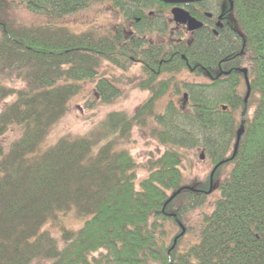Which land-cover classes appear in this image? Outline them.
<instances>
[{
    "label": "trees",
    "instance_id": "16d2710c",
    "mask_svg": "<svg viewBox=\"0 0 264 264\" xmlns=\"http://www.w3.org/2000/svg\"><path fill=\"white\" fill-rule=\"evenodd\" d=\"M95 1L0 0V136L19 129L10 143H0V264H264V0H220L233 18L216 36L202 28L171 34L168 23L160 33L159 13L170 5L158 0H109L127 24L116 30L74 31L60 22ZM185 7L199 18L197 4ZM16 8L45 21H20ZM167 34L176 40L163 41ZM104 61L123 70L139 66L136 87L150 96L131 115L111 110L92 135H64L44 146L82 82L94 81L101 103L120 93L115 79L98 73ZM241 68L250 92L233 155L246 94ZM182 71L208 80L177 79ZM179 83L187 105L169 101L155 112ZM146 117L158 125L151 136L166 148L137 183L136 163L117 138ZM196 145L214 165L221 162L212 189L220 166L232 167L195 241L181 248L182 215L212 191L210 174L184 183L181 148ZM69 212L83 220L78 228L59 224L55 236L43 228ZM169 220L177 232L167 243Z\"/></svg>",
    "mask_w": 264,
    "mask_h": 264
},
{
    "label": "rangeland",
    "instance_id": "374dc122",
    "mask_svg": "<svg viewBox=\"0 0 264 264\" xmlns=\"http://www.w3.org/2000/svg\"><path fill=\"white\" fill-rule=\"evenodd\" d=\"M169 12V11H168ZM13 16L18 20L24 22H44L45 18L42 16L34 15L22 8L13 10ZM48 21V19H46ZM60 22L68 25L74 31H84L91 28H98L100 31H107L115 29L119 26L127 27L124 18L121 14L113 8L109 0H98L90 4L88 7L78 10L72 14L63 17ZM173 34V33H171ZM156 41L161 38L158 34H153ZM163 37V41H175L176 38ZM132 66V67H131ZM123 70L117 66L104 61L98 73L100 76L105 75L111 79H115L116 86L120 93L109 103H101L97 98H94V81H84L81 83L80 93L75 95L69 103L68 111L59 119V121L51 128L44 141V146L51 145L64 135L67 136H81L92 135V130L99 126L101 120L112 110H123L126 114H133L135 110L150 96V90L141 89L136 87V81L142 76V71L139 66L132 65ZM168 76L163 75L160 79H166ZM183 79L186 82H207L204 76H198L192 73L182 71L177 76V79ZM132 79L134 81H132ZM15 85L21 86L19 81L14 82ZM181 84L178 88L174 85L170 86L169 90L160 98L155 105V112H161L169 101L174 102L178 106H186V101L182 100ZM240 93L241 91L238 90ZM7 99L6 102L10 101ZM5 105V102L0 103V110ZM183 108V107H182ZM253 109H249L248 116L252 114ZM241 113L237 110L236 116ZM145 125L135 124L126 138H117L118 147L128 150L136 163V180L137 183L145 178L149 173V166L155 158L159 157L166 146L159 143V140L153 136L152 129L158 126L155 124L151 117L145 118ZM19 135V129L16 126L8 128V130L0 136V143L8 144ZM5 147V146H4ZM5 151V150H4ZM183 154V161L181 170L184 175L185 184H194L197 181L204 180L213 169L214 164L206 156L203 146L196 145L188 148H181ZM200 154L203 158H200ZM229 154L227 153V156ZM225 161V160H223ZM231 164H224L220 166L218 173V180L215 182L212 191L206 197V203L190 210L182 215V224L186 232L180 238V247H188L196 239L197 230L204 213H209L213 208V202L218 198V184L224 176L230 171ZM181 203V201H180ZM83 220L79 218L76 213L69 212L66 214H59L55 219L49 220L44 229L50 231L51 235L59 232V224L70 228L76 229L82 224ZM164 228L168 231V241L170 243L172 237L177 232V226L170 220L163 223Z\"/></svg>",
    "mask_w": 264,
    "mask_h": 264
},
{
    "label": "flooded vegetation",
    "instance_id": "af4514ba",
    "mask_svg": "<svg viewBox=\"0 0 264 264\" xmlns=\"http://www.w3.org/2000/svg\"><path fill=\"white\" fill-rule=\"evenodd\" d=\"M219 2L221 3L220 0H203V1L197 2L195 4H197L198 8H199V11H198L199 12L198 13L199 18L192 15L197 20H200L202 22V26L200 28L205 29L206 31L212 33L215 36L218 35L219 32H221L224 29H226L227 27L231 26V24H232L231 19L233 18L232 13L227 12L225 5L222 3L220 4ZM188 4H194V3H188ZM172 7H173V5H170L168 8H164L159 13V18L161 19L160 23L162 24L159 26V29H160L159 32L165 33V29H166L165 23H168V28L170 27L169 31L171 33H174L175 31H180L182 34L191 33L189 30H187L185 24L176 23L173 20V18L171 17V14H170ZM181 7H183L184 9H186L189 12V10L185 7L184 4L181 5ZM230 8H231V6H230ZM152 14H153V12L151 10H149L145 16L149 17V16H152ZM136 19L137 20L134 19L133 22H135V21L139 22L141 17L137 16ZM164 27H165V29H163ZM225 60H228V59H225ZM221 72L226 73V71H223V70ZM244 83H245V79H244ZM174 86L178 88V85H174ZM182 94L183 95L181 97H182L183 101L184 100L186 101L187 94L184 92H182Z\"/></svg>",
    "mask_w": 264,
    "mask_h": 264
},
{
    "label": "water",
    "instance_id": "95a60500",
    "mask_svg": "<svg viewBox=\"0 0 264 264\" xmlns=\"http://www.w3.org/2000/svg\"><path fill=\"white\" fill-rule=\"evenodd\" d=\"M158 1L174 5V7L171 9V14H172L173 20L176 23L185 24L187 30L192 31V30H196L199 27H201L202 23L200 21H198L197 19H195L193 16H191L187 10H185L183 7L180 6V4L199 2L202 0H158ZM243 72L245 75V81L247 82V85H248V78L246 75V70L243 69ZM249 92H250V89L248 87L247 92H246L245 97H244V108H243V112H242V118H243L245 111L247 109V100H248ZM243 124H244V119L241 120V124H240V126L236 132V139H235V144H234L233 155L236 153V150H237V147L239 144V140H240L241 134L243 132ZM200 158H203L202 154H200ZM219 164H221V162L217 163L210 172V175H209L210 176V187L208 189V192L212 189L211 188L212 187V176H213V173L215 172V170L217 169V167L219 166ZM182 188H188V187L186 186V187H182ZM180 190L181 189H179L175 193H173L170 198H172L173 196L178 194Z\"/></svg>",
    "mask_w": 264,
    "mask_h": 264
},
{
    "label": "bare ground",
    "instance_id": "6f19581e",
    "mask_svg": "<svg viewBox=\"0 0 264 264\" xmlns=\"http://www.w3.org/2000/svg\"><path fill=\"white\" fill-rule=\"evenodd\" d=\"M244 85H245V89H246V92H247L248 87H249V89H250V84H249V82H248V85H247V82H246V83H244Z\"/></svg>",
    "mask_w": 264,
    "mask_h": 264
}]
</instances>
